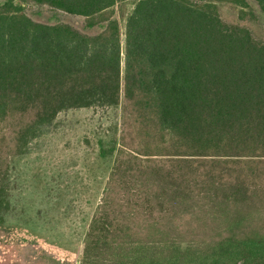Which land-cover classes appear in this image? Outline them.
<instances>
[{
    "label": "trees",
    "instance_id": "trees-1",
    "mask_svg": "<svg viewBox=\"0 0 264 264\" xmlns=\"http://www.w3.org/2000/svg\"><path fill=\"white\" fill-rule=\"evenodd\" d=\"M3 0L0 227L10 158L61 111L119 108L79 264H264V32L248 0ZM264 14V0H252ZM84 19L95 34L32 20Z\"/></svg>",
    "mask_w": 264,
    "mask_h": 264
},
{
    "label": "rangeland",
    "instance_id": "rangeland-1",
    "mask_svg": "<svg viewBox=\"0 0 264 264\" xmlns=\"http://www.w3.org/2000/svg\"><path fill=\"white\" fill-rule=\"evenodd\" d=\"M3 0H0V3ZM264 32V14L248 0ZM123 10L114 18L123 31ZM36 22L66 23L83 34L88 28L78 15L24 6ZM119 108H76L61 111L43 136L32 140L24 155L10 158V208L0 227V264H79L85 231L100 201V191L113 158L98 156V141L117 134Z\"/></svg>",
    "mask_w": 264,
    "mask_h": 264
}]
</instances>
